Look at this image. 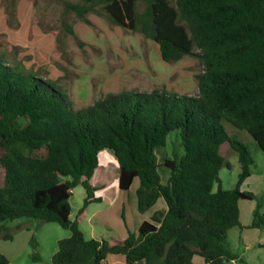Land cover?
<instances>
[{
	"label": "trees",
	"instance_id": "1",
	"mask_svg": "<svg viewBox=\"0 0 264 264\" xmlns=\"http://www.w3.org/2000/svg\"><path fill=\"white\" fill-rule=\"evenodd\" d=\"M139 2L144 3L141 13ZM98 6L114 26L154 41L164 62L196 57L202 67L196 75L198 93L109 94L74 110L51 81L15 68L0 55V239L12 241L5 223L25 218L70 231L57 242L51 264H104L108 255H121L126 264H193L194 256L204 264L239 259L226 244L231 229H243L239 202L255 201L249 228L264 230V193L241 191L254 159L224 123L246 132L264 152V0L65 3L87 24L86 15ZM68 32L73 34L71 28ZM171 131L178 133L182 154L160 165L157 150ZM104 151L117 162L119 190L139 180L140 213L159 199L166 204L165 211L138 226L137 234L128 230L119 241L86 240L79 227L87 206L102 201L92 179ZM229 155L237 158L240 172L234 188L223 190L219 173L229 167ZM160 167L169 171L165 183ZM77 186L85 199L70 220L69 199ZM0 264H10L1 253Z\"/></svg>",
	"mask_w": 264,
	"mask_h": 264
},
{
	"label": "rangeland",
	"instance_id": "2",
	"mask_svg": "<svg viewBox=\"0 0 264 264\" xmlns=\"http://www.w3.org/2000/svg\"><path fill=\"white\" fill-rule=\"evenodd\" d=\"M65 3L81 4L82 0H0V55L3 59L21 71L51 81L67 95L74 110L85 108L109 94L161 90L179 96L197 95L196 75L202 67L196 57L185 56L178 62L166 63L154 41L114 26L101 6L86 15L90 23L87 24L69 11ZM143 10L144 3L139 2L137 12ZM224 125L230 136L245 144L254 159L245 189L261 196L264 193V152L246 132ZM179 143L177 131H171L166 145L157 150L160 165L165 159L182 154ZM226 161L229 167L222 168L219 173L220 186L223 190H231L240 165L232 155ZM158 171L165 183L169 171L161 167ZM117 173L116 160L104 151L99 155V166L92 179V184L101 189L98 196L102 201L89 204L79 224L86 240H123L128 230L137 234L141 222H151L157 211L166 208L164 200L159 199L147 212L140 213L136 203L139 180L135 179L129 190L121 191L116 184ZM214 189L217 190V185ZM84 199L85 191L81 186L72 190L70 220H75ZM253 205L256 208V204ZM241 207L251 206L243 203ZM261 213L264 215V208ZM243 215L246 216L245 210ZM16 225L21 226L19 230ZM5 229L12 233L13 240L0 239V253L10 264H51L57 242L70 236L69 230L56 223L25 218L6 222ZM239 233V228H233L227 234L226 244L233 253L241 257L243 264H264V250L244 252ZM34 255L37 260H33Z\"/></svg>",
	"mask_w": 264,
	"mask_h": 264
},
{
	"label": "crops",
	"instance_id": "3",
	"mask_svg": "<svg viewBox=\"0 0 264 264\" xmlns=\"http://www.w3.org/2000/svg\"><path fill=\"white\" fill-rule=\"evenodd\" d=\"M249 178L250 177H248L244 181V183L242 184L241 191L251 192L252 194L255 195L254 192L245 189L247 187V184H248L247 182H248ZM116 184H117V179H116ZM213 190L216 191L214 188H213ZM99 192H100V190L95 193V195L97 197H99L98 196ZM136 203H137V201H136ZM243 203L249 204L251 207H248V209H243L241 207V204H243ZM254 203H255V201H253V200H242L239 202L240 224L243 227V229H239V232H240L239 233V239H240V243L244 247V249H243L244 252H248L250 249L264 250V248L262 247L264 245V230H260V229H256V228H249V225L251 224L252 219H253V212H254V208H255L253 205ZM165 210H166V208L162 209L160 211H165ZM244 210L246 211V216L243 215ZM16 227H17V225H16ZM236 255H238V254H236ZM238 258L239 259L234 260V261L230 262L229 264H241L240 263L241 257L239 255H238ZM104 264H126V263H125L124 257L121 255H108L106 260L104 261ZM193 264H204V261L201 257L194 256L193 257Z\"/></svg>",
	"mask_w": 264,
	"mask_h": 264
}]
</instances>
